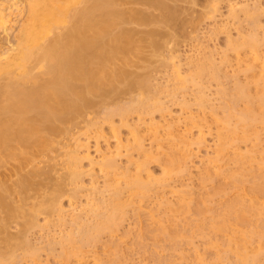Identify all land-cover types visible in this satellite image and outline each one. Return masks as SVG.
Instances as JSON below:
<instances>
[{"label":"rangeland","instance_id":"obj_1","mask_svg":"<svg viewBox=\"0 0 264 264\" xmlns=\"http://www.w3.org/2000/svg\"><path fill=\"white\" fill-rule=\"evenodd\" d=\"M30 1L34 0H0V6L5 9L4 15L9 19L4 25L7 31L0 28V52L9 50L15 44V36L27 16L25 6ZM183 1L174 3L177 6L176 18L167 27L164 25L165 29L161 27L164 35L160 38L165 45L160 57L152 56V49L145 46L143 58L134 57V61L127 65L131 73L128 79L144 78L149 81V89L142 90L136 85L129 90L125 79L117 85L119 90L115 87L116 92H113L114 87H108L111 90H107L105 96L95 98L94 107L84 113L77 124L64 126L63 131L53 137L54 142L46 148L44 157H33L30 168L43 169L50 178H47L48 182L45 181L47 176H42L47 185L44 183L45 186L38 191L42 196L34 195L31 202L39 203L45 193L49 195V191L61 184L64 192L59 202L60 211L38 213L36 225L26 232L30 246L39 252L34 261L26 255L29 249L24 251L23 246H18L22 239L18 221L10 223L8 234L13 236L10 240L12 244L0 242L1 252H7L0 253L1 263L63 264V245L57 241L73 231L75 236L77 231L81 236L79 225L84 223V227L88 228L95 221L91 209L100 202H107L113 195V188L120 186L124 189V200L131 199L130 190L126 188L127 176L140 175L144 182L153 183V189L142 202L136 198L134 204L127 206L126 215L115 235L102 233L98 241H91L92 245L84 243L83 252L70 253L69 264H239L240 252L236 247L242 231L238 232V236L230 237L215 228L227 217L226 207L237 201V191L228 188V194L225 193L227 191L217 194V189L212 188L214 185L216 188L224 186L229 182V174L240 172L246 176L248 183L245 180L244 183L251 189L250 185L253 187V181L257 180H252L253 170L255 174L259 172L264 161V123L256 119L248 125L242 120L239 114L246 108L247 100L237 101L232 111L228 106L238 92V85H242L250 92L258 110L256 95L264 87V0ZM246 12H255L261 25L255 49L245 43L246 38L252 35ZM149 96L151 100L158 98L162 108L152 105L149 111L135 110L125 118L119 114L106 117L107 112L116 106L125 107L137 98ZM152 103H155L154 99ZM229 111L235 113L231 120L227 119ZM227 120L231 122L226 123ZM225 135L230 142L221 150ZM138 138L141 146L135 149L133 147H136ZM173 154L177 163L169 169ZM110 158L115 160L117 171L101 167L104 160ZM208 170L218 172L219 177L216 178V175L214 182L204 180ZM221 170L223 175L219 173ZM244 170H249L250 174L252 171L253 176ZM73 172L78 174L76 180L73 179ZM242 187L244 190L237 189L242 195H237L246 196L249 201L257 198L254 194H245L250 191H245L247 186ZM71 192L75 193L72 195ZM200 197H209L206 202L211 210L198 216L194 210L198 205L195 201L200 200V203L202 200ZM185 202L195 207L189 215H183L179 207H174ZM172 206L177 213L170 212ZM254 214L252 218L255 217V220L261 217L258 213ZM156 218L159 219L158 225L160 220L168 227L181 225L177 228L182 231L183 237L155 241L148 234V238L144 236L147 239L144 238V243L137 242L142 231L145 233L154 226L158 227ZM180 220L181 223H178ZM52 238L57 241L53 247L55 250L49 252V249L43 248ZM12 245L16 256L13 258ZM64 245L66 249H73L70 244ZM8 246L12 247L9 252ZM246 246L248 252L244 251L248 258L257 256L252 264H264L262 240L255 237Z\"/></svg>","mask_w":264,"mask_h":264},{"label":"bare ground","instance_id":"obj_2","mask_svg":"<svg viewBox=\"0 0 264 264\" xmlns=\"http://www.w3.org/2000/svg\"><path fill=\"white\" fill-rule=\"evenodd\" d=\"M178 1L181 2V0H34L26 4L27 16L15 36V44L9 50L0 52V242L6 241V244H10L13 236L10 237L8 234V227L10 223L18 221L17 223L21 226L20 239L22 238L18 246H23L24 251L29 249V254L26 253V255H29L31 260H37L39 252L33 249L32 245L30 246L26 232L36 225L38 213L52 214L54 211H60L59 202L64 190L62 187L60 188L61 184H57L51 192L49 191V195L45 193L46 198L43 195L42 201L31 202L34 195L35 197L42 196L38 191L43 185H47L42 176H47L45 181L50 178L49 173L44 174L43 169L35 168L34 170L33 166L30 168V163L34 161L33 157L36 156V159L44 157L46 148L54 142L53 137L59 135L64 126L77 124L78 119L80 121L84 117L83 114L94 107L95 98L103 97L107 90H111L108 87H114L115 91L113 92H116L117 85L125 79L127 80L126 88L129 90L136 85H139L142 90L149 89V81L144 78H140L141 80H138L139 77L136 80L128 79L131 73L128 71L127 65L134 61V57L140 60L143 58L142 52L145 46L152 49V56L160 57L162 53L160 51L165 45L164 40L161 39L164 35L162 30L176 18L177 6L174 3ZM2 8H0V28L7 31L8 28L4 25L9 19L4 15L5 9ZM246 17L251 22L252 35L251 38H246L245 43L255 49L258 46L256 44L257 34L261 25L255 12H246ZM177 76L181 79L180 73ZM237 90L235 98L228 102L229 110H235L237 101L247 100L246 108L240 114L238 113L242 120L246 121L248 125L253 124L252 122L256 119L264 123V87L256 95L258 99L254 97L259 101V111L253 104V97L245 86L238 85ZM137 99L133 100L134 103L131 101L132 105L129 103L130 105L125 107H114L107 112L106 117L111 118L115 114H119L125 118L135 110L149 111L152 105L162 108L158 98H152L155 101L154 104L150 96ZM232 114L230 112L227 119L231 120ZM229 120L226 123H230ZM223 137L224 140L227 138L226 135ZM140 142L138 138L136 147L133 148L138 149L141 146ZM228 142L230 141L226 139L221 144V150L226 148L225 145H228ZM173 156L174 154L171 157L172 164L168 165L169 169L177 163ZM104 161L101 164L103 169L118 170L114 159L110 158ZM239 167L244 168L243 166ZM253 171L252 180L255 178L257 180L253 181L252 184L255 183L253 187L250 185L251 189L246 184L248 183L246 176L240 172L239 174H229L231 179L224 175L229 179V182H226L222 187L219 185L216 188L214 185L212 188L217 189L215 191L217 194L227 191L228 188L237 191L236 196L239 199L237 198V201H233L226 207L227 217L215 228L216 231L224 232L230 237H234L236 234L238 236V232L242 231L241 240L236 247L238 253L240 252L239 264H252L257 257L254 255V257L248 258L245 254L247 242L259 237L264 243V161L259 172L255 174V169ZM221 172L223 170L219 171V173ZM245 172L249 173V170ZM72 174L73 179L76 180L78 174L74 172ZM215 176L219 177L218 172L213 173L208 170L204 180L210 182L209 179L213 180ZM127 177L129 179L126 188L130 190L131 199L124 200V189L120 186L113 188L112 197L107 202H103L106 205L100 202L96 208L91 209L94 212L93 220L95 221L88 225V228L84 227V223L79 225L81 236L77 231L76 236L79 234L77 238L73 231L74 233H68L60 241L52 238V241H47L48 243L43 249H49L48 251L52 252L55 250L53 247L57 241L63 245L61 253L63 261L61 262L69 264L70 253L82 251L84 243L90 242L91 244V241L95 243L106 232L107 235H115L119 230L120 221L126 215L127 206L134 204L136 198L142 202L144 196L146 197L154 187L153 183L144 182L140 175ZM242 185L248 187V190L245 189V191H250L245 194L257 195L258 199L253 198L252 201H249L246 196H239L241 193L237 189L243 188ZM74 193L71 192L72 195ZM225 193L228 194L229 190ZM208 198L202 197L200 203V200L195 201L198 205L194 214L201 216L211 210L207 206ZM102 200L105 199L102 198ZM189 202L181 205L183 203L181 201V204L178 203L180 206L176 204L174 207H179L180 213L182 211L187 213L182 212L183 215H189L188 213H192L195 208L194 206L192 208ZM174 207H170V212L177 213ZM254 213L260 214L261 217L258 218V216L255 220V217L252 218ZM218 215L220 212L217 217ZM156 219L157 226L159 219ZM162 222L163 220H160L157 228L154 226L153 229L146 230L147 235L139 230L141 233L137 242L144 243V236L147 237L148 234L152 235L153 240L158 239L159 241L177 240L183 237L182 231L180 232L178 229L181 225L177 224V228L175 224V227L172 225V222L169 225L173 227H168ZM140 228L142 229V227ZM145 240L147 239L145 238ZM171 240L169 241L171 242ZM64 244L72 245V251L69 248L66 249ZM12 246L13 248L8 246V252L12 248L11 256L13 258L16 256L14 255V245ZM0 253L3 255L7 252L3 253L0 249ZM0 264H4V262L2 261Z\"/></svg>","mask_w":264,"mask_h":264}]
</instances>
